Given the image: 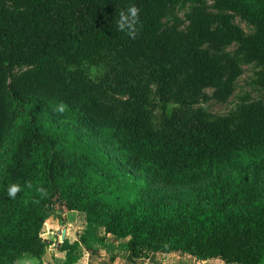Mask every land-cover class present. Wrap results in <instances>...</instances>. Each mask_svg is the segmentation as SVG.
Wrapping results in <instances>:
<instances>
[{
	"label": "trees",
	"instance_id": "1",
	"mask_svg": "<svg viewBox=\"0 0 264 264\" xmlns=\"http://www.w3.org/2000/svg\"><path fill=\"white\" fill-rule=\"evenodd\" d=\"M189 1L186 29H165ZM204 1L0 0V264L40 258V231L63 209L129 239L134 258L264 262V101L226 116L205 106L233 93L241 68L224 50L235 43L261 65L264 92V0H211L219 14Z\"/></svg>",
	"mask_w": 264,
	"mask_h": 264
},
{
	"label": "rangeland",
	"instance_id": "2",
	"mask_svg": "<svg viewBox=\"0 0 264 264\" xmlns=\"http://www.w3.org/2000/svg\"><path fill=\"white\" fill-rule=\"evenodd\" d=\"M202 4L207 6L209 10L213 13L216 14L221 13L213 7L214 2L211 0H206ZM197 5L198 3L189 1V2H180L179 4L171 7L168 10L163 20L165 29H171L176 27L185 30L189 24L188 15L190 14L191 10ZM223 13L231 14L233 17V23L239 26L240 28H242L246 34L250 35L255 33L256 28L252 24H250L245 18H243V16L240 13H235L231 11H224ZM224 51L230 53V55L235 58V60L239 64V67L241 68V74L235 80L233 93L226 101L220 102L211 98L205 104L207 109L214 116H226L233 114L236 111L239 104L243 102H248L251 100H260V99L264 101V92L260 90L259 87H257L253 82L254 79L256 78V73L260 71L262 68L261 65L257 62L254 61L251 62L246 60L244 55L238 50V44L236 43L232 44ZM20 71H21L20 69H17L14 72V74H18L20 73ZM208 92L209 94H212V90H209ZM128 174L132 175L130 172H128ZM57 212L60 213L58 215H61V210ZM197 212L199 214L201 213L202 215L201 219H204L205 217L204 214L207 213V210L204 209L201 212L200 211ZM44 234H45V240L42 239L41 237L40 238L44 243L46 250L51 251V247L57 248L62 244L60 242L62 238L59 235H56L55 232L53 234L52 230H50L49 234H47V232H43V235ZM103 240L104 241L102 242V245L96 241H90V247L92 248V250H88L85 244L81 242L83 245L80 246L81 248H83L81 251L85 250L84 253L88 256V254L97 255L99 254V251L104 250L105 251L104 253L107 252L109 254V260L110 258H112V260L118 258L116 260L118 263L116 262L115 264H144L143 261L132 263V261L130 260L128 261L126 259V255L130 254L125 247L126 242L129 239L116 242L114 240V237H111L110 239L103 238ZM58 241L60 243H57ZM46 245L48 247H46ZM78 249L79 248L73 249L76 251L73 252L79 253L80 250ZM106 257L108 258V255ZM148 258H151L150 264H226L219 258L215 256H210L209 254L206 257L200 258L198 260L191 258L183 251L179 252L174 249H171V251L165 253L150 252ZM38 259L40 260L41 257L37 258L34 254L30 253L25 255V257L21 261L22 263L20 264H40ZM108 264H111L110 261H108ZM261 264H264V262Z\"/></svg>",
	"mask_w": 264,
	"mask_h": 264
},
{
	"label": "crops",
	"instance_id": "3",
	"mask_svg": "<svg viewBox=\"0 0 264 264\" xmlns=\"http://www.w3.org/2000/svg\"><path fill=\"white\" fill-rule=\"evenodd\" d=\"M58 214L60 213L53 212L47 217L40 231V237L42 238L43 232L50 233V230H52L53 234L55 232L56 235H59L62 238L61 241H63V243L57 248L51 247V251L45 249L44 253L41 255V259H38L40 264H66L69 255L76 256V258L74 256L76 261L74 260L73 264H108V261H110L111 264H115L117 262V257V259L112 260V258H110L109 260V254L107 252L104 253V250L99 251V254L97 255L88 254V256L84 253L85 250L81 251L83 249L80 247L82 245L81 237L84 234H87V236L92 235L95 238L110 239L113 237V235L105 232L104 227L93 226L88 229L86 216L80 211H67L63 209L61 210V215ZM77 243L80 244L77 248H79L78 250L81 252L74 253L76 251L73 249H75ZM46 247L48 246L46 245ZM107 255L108 258L106 257ZM126 259L132 261V263L143 261L144 264H150L151 260V258H134L131 254H127ZM21 261L22 259L14 264H20L22 263Z\"/></svg>",
	"mask_w": 264,
	"mask_h": 264
},
{
	"label": "clouds",
	"instance_id": "4",
	"mask_svg": "<svg viewBox=\"0 0 264 264\" xmlns=\"http://www.w3.org/2000/svg\"><path fill=\"white\" fill-rule=\"evenodd\" d=\"M137 15V9L133 6V7H130L128 9V16L131 17V18H135ZM128 27L129 31H128V35L129 36H132L134 33L131 31V27H132V24L131 22L128 21V19L125 17L124 14H121V18H120V21H119V24H118V27L120 30H124L125 27ZM55 112L57 113H63L65 111V106L63 103L59 104L55 109H54ZM19 187L15 184H12L10 185L8 188H7V195L9 197H12L14 198L16 196V193L19 191Z\"/></svg>",
	"mask_w": 264,
	"mask_h": 264
},
{
	"label": "built area",
	"instance_id": "5",
	"mask_svg": "<svg viewBox=\"0 0 264 264\" xmlns=\"http://www.w3.org/2000/svg\"><path fill=\"white\" fill-rule=\"evenodd\" d=\"M47 234H49V233H47ZM42 239H44L45 240V234L44 235H42ZM61 243H63V241H60ZM59 241L57 242V243H60ZM53 243V242H52Z\"/></svg>",
	"mask_w": 264,
	"mask_h": 264
}]
</instances>
